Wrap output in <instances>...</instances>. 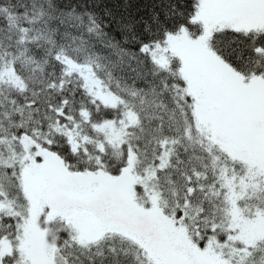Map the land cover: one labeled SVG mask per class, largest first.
<instances>
[{"label": "snow or ice", "instance_id": "snow-or-ice-1", "mask_svg": "<svg viewBox=\"0 0 264 264\" xmlns=\"http://www.w3.org/2000/svg\"><path fill=\"white\" fill-rule=\"evenodd\" d=\"M0 264H264V0H0Z\"/></svg>", "mask_w": 264, "mask_h": 264}]
</instances>
